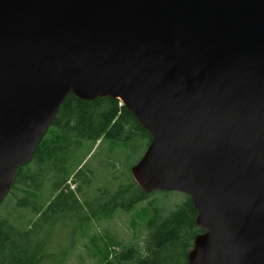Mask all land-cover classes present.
<instances>
[{"label": "water", "instance_id": "water-1", "mask_svg": "<svg viewBox=\"0 0 264 264\" xmlns=\"http://www.w3.org/2000/svg\"><path fill=\"white\" fill-rule=\"evenodd\" d=\"M71 93L151 134L131 174L191 198L189 264H264V0H0V204Z\"/></svg>", "mask_w": 264, "mask_h": 264}, {"label": "trees", "instance_id": "trees-1", "mask_svg": "<svg viewBox=\"0 0 264 264\" xmlns=\"http://www.w3.org/2000/svg\"><path fill=\"white\" fill-rule=\"evenodd\" d=\"M151 140V134L120 100L83 101L69 94L32 160L16 172L6 212L0 214V264H65L69 254L66 249H54V234L69 226L58 225L55 216L74 214V234L93 218L109 217L117 207L131 211L143 202L146 205L138 213L147 229L144 245L95 237L98 264H189L194 240L203 233L189 196L167 210L163 197L145 193L131 174L141 157L130 166L128 180L119 190L110 194L101 186L116 183L124 175L117 169V152L147 149ZM97 145L94 153L103 149L108 155L93 168L85 161ZM82 151L84 157L71 170L69 163ZM127 196L130 201L124 203Z\"/></svg>", "mask_w": 264, "mask_h": 264}, {"label": "rangeland", "instance_id": "rangeland-1", "mask_svg": "<svg viewBox=\"0 0 264 264\" xmlns=\"http://www.w3.org/2000/svg\"><path fill=\"white\" fill-rule=\"evenodd\" d=\"M49 131V130H48ZM46 136V135H45ZM99 144V142H98ZM94 151L87 157L85 163H89L93 168L106 159L107 151L99 149L98 153ZM146 148H140L136 151H128L124 153L117 152V169L123 170V176L117 179L116 183H112L109 186L106 184L101 185L107 192L114 193L119 190L120 186L128 180L129 168L132 164L136 163L140 157L145 153ZM84 152L77 154L75 158L69 163L71 170H74L78 165V159L84 157ZM121 159V163L120 162ZM99 165V166H100ZM74 186H72L73 188ZM47 195V193H45ZM44 195V197H45ZM94 196V194H92ZM107 195L104 196L107 199ZM153 197H163L166 203L167 210L174 208L177 204L182 203L186 196L179 192H171L165 194L162 192H155ZM93 198V197H92ZM8 196L4 202L0 205V214L3 215L6 212V205ZM130 201V196L124 199V203ZM121 200L117 203L121 205ZM143 202L133 208L131 211H124L121 207H117L109 217L93 218L90 224L81 226L74 234L75 225L71 220L75 219L74 214L66 212L62 215L55 216L58 225L62 223L67 224L69 227L64 226V229L57 230L54 234V249L63 250L66 249L69 254L65 264H98L97 252L95 250V237H98L104 242L118 241L125 245H144V241L147 235V229L140 217L138 211H140L146 204ZM71 224V225H70Z\"/></svg>", "mask_w": 264, "mask_h": 264}]
</instances>
